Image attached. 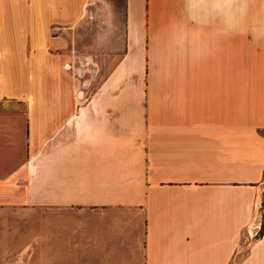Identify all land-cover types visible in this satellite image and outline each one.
<instances>
[{
  "label": "crops",
  "instance_id": "obj_1",
  "mask_svg": "<svg viewBox=\"0 0 264 264\" xmlns=\"http://www.w3.org/2000/svg\"><path fill=\"white\" fill-rule=\"evenodd\" d=\"M83 3L0 0V217L37 214L40 264H264V0L232 35L123 0L125 51L85 101Z\"/></svg>",
  "mask_w": 264,
  "mask_h": 264
},
{
  "label": "rangeland",
  "instance_id": "obj_2",
  "mask_svg": "<svg viewBox=\"0 0 264 264\" xmlns=\"http://www.w3.org/2000/svg\"><path fill=\"white\" fill-rule=\"evenodd\" d=\"M82 8L83 16L74 31L75 77L85 101L88 80L92 87L96 86L113 69L125 51V44L123 0H84ZM66 34L70 37V32ZM13 210L12 214L0 217V264H40L37 214L30 221L16 208ZM76 262L70 255L52 256L51 262L48 260V264Z\"/></svg>",
  "mask_w": 264,
  "mask_h": 264
},
{
  "label": "clouds",
  "instance_id": "obj_3",
  "mask_svg": "<svg viewBox=\"0 0 264 264\" xmlns=\"http://www.w3.org/2000/svg\"><path fill=\"white\" fill-rule=\"evenodd\" d=\"M248 5L249 0H182L179 9L182 28L186 32L192 27L203 29L215 25L225 35L247 31L249 29L244 21L248 14ZM261 30H264V23L261 22L251 27L254 37ZM186 42V35L183 33L177 35L175 44L177 54H180Z\"/></svg>",
  "mask_w": 264,
  "mask_h": 264
},
{
  "label": "trees",
  "instance_id": "obj_4",
  "mask_svg": "<svg viewBox=\"0 0 264 264\" xmlns=\"http://www.w3.org/2000/svg\"><path fill=\"white\" fill-rule=\"evenodd\" d=\"M264 228V226L262 225V229Z\"/></svg>",
  "mask_w": 264,
  "mask_h": 264
}]
</instances>
